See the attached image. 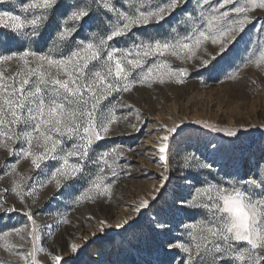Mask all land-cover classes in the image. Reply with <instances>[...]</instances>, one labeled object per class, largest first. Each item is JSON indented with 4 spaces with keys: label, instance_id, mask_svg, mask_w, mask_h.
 Wrapping results in <instances>:
<instances>
[{
    "label": "snow or ice",
    "instance_id": "obj_1",
    "mask_svg": "<svg viewBox=\"0 0 264 264\" xmlns=\"http://www.w3.org/2000/svg\"><path fill=\"white\" fill-rule=\"evenodd\" d=\"M253 10H264V0H0V31L31 38L22 50L0 54V69L7 66V71L0 70V150L7 153L0 162V180L7 178L9 184L0 190V214L21 212L27 221L22 227L0 230V249L9 254L0 264H71L83 243L69 244L67 257L43 247V229L52 225L42 224L33 206L39 190L48 185L55 188L49 199L67 190L74 193L76 205L114 195L125 168L119 163L125 149L101 145L130 134L116 131L121 123L132 132L140 131L137 125L142 123L140 109L112 103L117 96L143 87L183 85L192 68L197 75H210L220 61L237 69L225 76L227 80H236L240 71L253 66L264 73V17L252 15ZM163 24L175 26L157 35L137 31ZM94 26L97 31L89 33ZM250 26L254 36L249 43L258 46L259 54L239 57L241 67L233 59V49ZM125 38L130 43L119 44ZM123 109L128 113L118 115ZM133 116L135 122L129 123ZM182 123L166 127L158 137L156 155L164 174L156 193L175 171L184 173L178 179L186 181L189 192L177 194L178 207L200 218L182 221L181 235L167 249L179 250V264H264V149L242 174L226 172L228 179L194 184L191 169L211 175L216 161L177 151ZM202 126L229 137L240 131L207 122ZM206 149L213 157L224 152L212 141ZM21 161L30 162L31 175L20 171ZM36 176L43 178L33 183ZM10 192L22 207L8 205ZM149 205L144 199L135 211ZM49 216H59L57 224L70 223L66 213ZM130 220L115 227H130ZM98 223L97 232H103L106 221ZM154 226L167 227L162 222ZM11 237L21 243H9ZM40 253L47 259L42 261Z\"/></svg>",
    "mask_w": 264,
    "mask_h": 264
},
{
    "label": "rangeland",
    "instance_id": "obj_2",
    "mask_svg": "<svg viewBox=\"0 0 264 264\" xmlns=\"http://www.w3.org/2000/svg\"><path fill=\"white\" fill-rule=\"evenodd\" d=\"M251 14L264 17V10H253ZM171 26L175 25L163 24L137 31H146L152 35L164 34ZM87 31L90 33L97 29L94 26ZM250 36H254L252 26L233 49V59L241 67L243 61L239 57H255L259 54L258 46L249 43ZM30 40L29 37L15 38L11 33L0 31V54L22 50ZM127 43H130L129 38L119 41L124 46ZM176 63L179 64V61ZM0 70L7 71V66ZM191 71L193 74L183 85L138 88L132 93L117 96L112 101L113 104H132L142 114V123L137 125L140 131L132 132L126 124L121 123L116 131L130 134L119 135L101 145H123L125 149V157L119 161L125 168L114 187V195L107 200L76 205L73 203L74 193L65 190L62 194H56L54 199H49L55 192L54 185L40 189L36 197L38 202L33 210L40 212L42 224L52 225L43 229V247L49 251H62L67 257L69 244L83 243L81 249L73 254L71 264H179L181 253L179 250H168L167 244L181 235L182 229L178 225L182 221L195 222L200 214L178 207L177 194L186 196L189 192L186 181L178 179L184 174L180 171H175L167 186L159 194L156 193V189L160 187V177L164 174L156 155L158 137L163 135V129L183 122V131L176 137L177 151L183 153L187 150L206 161H216L211 175L195 167L191 169L189 175L194 184L205 179L212 182L228 179L224 175L226 172L242 174L255 163L264 149V73L253 66L240 71L236 80H227L225 76L232 75L237 69L224 61H220L217 69L210 75L206 72L197 75L195 68ZM127 113L128 109H123L117 114ZM134 122L133 116L129 123ZM203 122L240 131L237 136L229 137L224 132L204 128ZM209 141L220 144L224 152L215 157L210 155L206 149ZM6 155L4 150H0V162ZM173 168H176L175 163ZM19 169L25 175H31L30 162L21 161ZM185 172L188 170L185 169ZM42 178L34 177L33 183ZM8 186L7 178L0 180V190ZM154 195L157 198L152 200ZM6 199L8 205L15 202L18 208L22 207L11 192ZM144 199H148L150 205L137 213L135 209ZM27 202L31 205V198ZM50 212L66 213L70 223L57 224L60 217L57 216L54 220L49 216ZM129 217L134 220L129 221L130 227H115L116 223ZM99 220L106 221L103 232H97ZM26 222V216L21 212L0 214V230L22 227ZM157 222H162L167 227L158 229L154 226ZM92 233L96 235H91ZM85 236L91 238L82 242L81 238ZM13 240L21 243L15 237L9 238L8 242ZM26 247L30 248V244ZM8 255L0 249V258H8ZM39 257L42 261L47 259L45 253H40Z\"/></svg>",
    "mask_w": 264,
    "mask_h": 264
}]
</instances>
